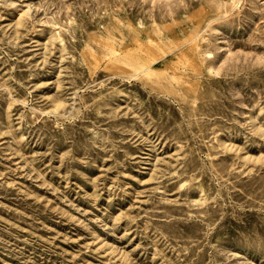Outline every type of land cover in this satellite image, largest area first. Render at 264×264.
<instances>
[{
    "label": "rangeland",
    "instance_id": "1",
    "mask_svg": "<svg viewBox=\"0 0 264 264\" xmlns=\"http://www.w3.org/2000/svg\"><path fill=\"white\" fill-rule=\"evenodd\" d=\"M0 264H264V0H0Z\"/></svg>",
    "mask_w": 264,
    "mask_h": 264
},
{
    "label": "bare ground",
    "instance_id": "2",
    "mask_svg": "<svg viewBox=\"0 0 264 264\" xmlns=\"http://www.w3.org/2000/svg\"><path fill=\"white\" fill-rule=\"evenodd\" d=\"M180 54H181V56H186V58H187L186 60L188 61L187 64L191 63V62H195V60H197V59L203 60V58H201L200 56H197L196 54H194L191 51V49H188V48H186V49L182 48V51H181ZM208 55H209V52L205 53L204 54V58L210 57ZM165 65H166V63L164 61H159V62L156 61V62H153V63H146V64H144V66H143V63H140V64L136 65V68L137 69H141V71L144 74H146L147 76H149V75L151 76L152 75L151 76L152 79H157V78H160V77H158V75H161L159 70H161V68H163V67L167 68V66H165ZM206 67L210 70V65L209 64H207ZM169 76H170L171 80H178L182 76V73L176 74L175 72H173V73L169 74ZM162 85L163 84H161V86Z\"/></svg>",
    "mask_w": 264,
    "mask_h": 264
}]
</instances>
